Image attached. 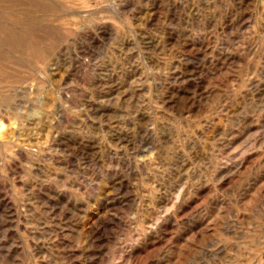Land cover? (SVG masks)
Masks as SVG:
<instances>
[{
  "label": "rangeland",
  "instance_id": "374dc122",
  "mask_svg": "<svg viewBox=\"0 0 264 264\" xmlns=\"http://www.w3.org/2000/svg\"><path fill=\"white\" fill-rule=\"evenodd\" d=\"M0 264H264V0H0Z\"/></svg>",
  "mask_w": 264,
  "mask_h": 264
},
{
  "label": "bare ground",
  "instance_id": "6f19581e",
  "mask_svg": "<svg viewBox=\"0 0 264 264\" xmlns=\"http://www.w3.org/2000/svg\"><path fill=\"white\" fill-rule=\"evenodd\" d=\"M196 46V45H195ZM200 49V48H199ZM205 50H206V48H205ZM203 51H204V49H203ZM32 131V130H31ZM32 133H33V131H32ZM20 134V133H19ZM35 134V133H34ZM33 136V135H32ZM31 137V136H30ZM122 138V137H121ZM29 139V138H28Z\"/></svg>",
  "mask_w": 264,
  "mask_h": 264
}]
</instances>
